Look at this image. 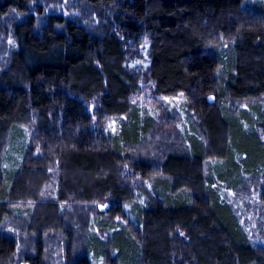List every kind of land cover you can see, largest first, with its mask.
<instances>
[{"label": "trees", "instance_id": "obj_1", "mask_svg": "<svg viewBox=\"0 0 264 264\" xmlns=\"http://www.w3.org/2000/svg\"><path fill=\"white\" fill-rule=\"evenodd\" d=\"M35 1L0 0V264H264V0Z\"/></svg>", "mask_w": 264, "mask_h": 264}, {"label": "rangeland", "instance_id": "obj_2", "mask_svg": "<svg viewBox=\"0 0 264 264\" xmlns=\"http://www.w3.org/2000/svg\"><path fill=\"white\" fill-rule=\"evenodd\" d=\"M36 3H39L40 6H42V7H46V13H48V14L55 13V14H62L65 17H71V18L76 17L78 19L79 18L85 19L86 25L88 24L87 13H86L87 8H86V5L83 4V2H80V0H37L33 3V9H35V10L38 8V5ZM80 6L82 7L81 10L79 9ZM7 29L8 30L5 32V35H4L5 41L10 47L14 48L15 40H13L11 28H7ZM135 42H136V40L132 41V45ZM129 46H130V43H128L127 47L129 48ZM148 47H149V43H147V44L144 43L142 45L136 43L135 47H131V51L134 50V52H133V54L131 52L130 59L132 58V61H133L132 65L137 70H141L142 68H145L148 65L147 64ZM151 94H152L151 90L146 89L145 95H143V97L144 96H150ZM142 98H140V99H142ZM147 101H149V100H147ZM168 101L171 104L170 107L176 108L177 110H179V108L181 109V105H183L182 99H180V98L174 99V100L168 99ZM118 123H119V121L117 118H111L110 123H109V128L113 132H116L117 128H118ZM16 128H20L21 130L16 131V134H15L16 137L14 138L15 142L21 143L24 133L28 139L29 129L23 128V127H16ZM17 144L18 143H15V148H18V147L20 148V144L19 145H17ZM19 148L15 152L16 153V155H14L15 159L22 158V157H20V155H18ZM12 156L13 155H11V154H10V156L8 155L7 163L9 165L11 163V160L13 159ZM228 197L233 202V204H235V206L238 207V210L241 213L240 215H241L242 223L248 228V230L252 234V237L254 238V240L259 241L262 237V234L258 230L257 223L254 221L253 217H255V216L253 214H249V215L246 214L247 208L244 205H242L241 203L237 202V201H239L240 198L235 200L237 198V193H229ZM100 209L104 210L105 206L100 205ZM246 217H248V218H246ZM253 228H255V231H253Z\"/></svg>", "mask_w": 264, "mask_h": 264}]
</instances>
